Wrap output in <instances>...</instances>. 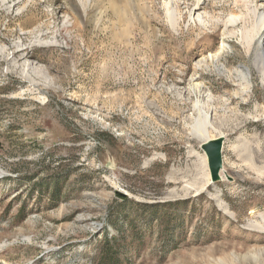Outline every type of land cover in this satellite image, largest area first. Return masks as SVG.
Segmentation results:
<instances>
[{
	"label": "rangeland",
	"instance_id": "obj_1",
	"mask_svg": "<svg viewBox=\"0 0 264 264\" xmlns=\"http://www.w3.org/2000/svg\"><path fill=\"white\" fill-rule=\"evenodd\" d=\"M83 2L0 7V264H264V0Z\"/></svg>",
	"mask_w": 264,
	"mask_h": 264
},
{
	"label": "bare ground",
	"instance_id": "obj_2",
	"mask_svg": "<svg viewBox=\"0 0 264 264\" xmlns=\"http://www.w3.org/2000/svg\"><path fill=\"white\" fill-rule=\"evenodd\" d=\"M4 1L0 0L1 8H3V6H6L11 0H4ZM87 1L88 0H84L82 4L83 9ZM167 5H171L169 9L170 14H171V19L178 20L179 11L175 7H172L171 0H167ZM81 15L82 13L80 14V16ZM252 18L254 19V24H252L251 26L242 27L241 32H240V39H241L242 44L246 48L247 52H250V50L254 51V54H253L254 67L257 69V72L259 73L261 80L264 82V40L262 41L260 39H256L258 32L262 29V27H264L263 26L264 25V11L259 12L256 7L254 6L250 7V9H247L245 12V21L248 20L249 22V19H252ZM235 73H236L237 79L240 82L239 85L242 88H245L246 90L249 89L250 88V75H251L250 69L247 67L237 68L235 69ZM192 87L194 91H200L201 83H194ZM208 96H210V94ZM194 108L198 113V117L195 122V129L201 136H203L204 143H207L208 141L216 139V138H220V137H212L211 134L209 133L210 125H209L208 114L203 112L201 108V103L199 100L195 101ZM2 246L3 245H0V248Z\"/></svg>",
	"mask_w": 264,
	"mask_h": 264
},
{
	"label": "water",
	"instance_id": "obj_3",
	"mask_svg": "<svg viewBox=\"0 0 264 264\" xmlns=\"http://www.w3.org/2000/svg\"><path fill=\"white\" fill-rule=\"evenodd\" d=\"M222 142L223 137H220L203 143L201 146L207 156L211 181L219 179V170L222 164Z\"/></svg>",
	"mask_w": 264,
	"mask_h": 264
},
{
	"label": "trees",
	"instance_id": "obj_4",
	"mask_svg": "<svg viewBox=\"0 0 264 264\" xmlns=\"http://www.w3.org/2000/svg\"><path fill=\"white\" fill-rule=\"evenodd\" d=\"M53 184H55L56 182H57V179H55V178H51V179H49ZM102 252L103 253H105L107 256H108V259L109 260H114L115 258V256H116V253H112V249H109L108 247H105V248H103L102 249Z\"/></svg>",
	"mask_w": 264,
	"mask_h": 264
}]
</instances>
